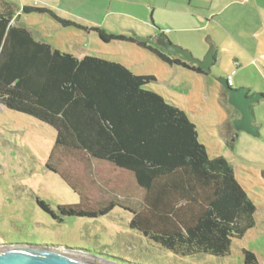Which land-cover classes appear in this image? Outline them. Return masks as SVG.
<instances>
[{
    "label": "trees",
    "instance_id": "trees-1",
    "mask_svg": "<svg viewBox=\"0 0 264 264\" xmlns=\"http://www.w3.org/2000/svg\"><path fill=\"white\" fill-rule=\"evenodd\" d=\"M21 13L44 14L64 27L93 31L103 42H130L166 64L206 72L148 38L87 27L46 6L21 9L0 0V104L56 130L47 167L81 197L59 205V214L38 200L42 209L63 221V216L97 218L120 206L132 212L131 228L176 255H229L234 240L257 222V204L229 159L212 156L187 112L148 86L154 75L99 54L79 57L56 48L22 23ZM73 157L129 172L143 200L131 206L114 196L93 204L80 181L59 169ZM243 253L246 264H259L254 252Z\"/></svg>",
    "mask_w": 264,
    "mask_h": 264
},
{
    "label": "rangeland",
    "instance_id": "rangeland-1",
    "mask_svg": "<svg viewBox=\"0 0 264 264\" xmlns=\"http://www.w3.org/2000/svg\"><path fill=\"white\" fill-rule=\"evenodd\" d=\"M21 22L32 25L61 50L115 57L133 70L153 74L156 80L148 86L187 112L212 156L221 154L229 159L257 204V222L243 238L234 240L227 256H179L131 228L133 214L120 206L97 218L63 216L64 220L59 221L43 210L38 200L59 214V205L79 203L81 197L47 167L56 130L0 104V245L80 250L114 264H246L245 248L264 264V99L252 105L260 135L237 130L234 120L240 112L224 97L220 81L231 77L235 83L232 88L247 86L254 92H264V6L256 8L255 25L212 24L207 31L175 36L178 41L173 43L200 59L212 44L216 46V62L206 74L166 64L130 42H103L96 33L87 36L75 28H64L49 16L22 14ZM59 169L80 181L93 204L114 196L131 206L143 200V191L132 175L110 163L73 157L64 159Z\"/></svg>",
    "mask_w": 264,
    "mask_h": 264
},
{
    "label": "crops",
    "instance_id": "crops-1",
    "mask_svg": "<svg viewBox=\"0 0 264 264\" xmlns=\"http://www.w3.org/2000/svg\"><path fill=\"white\" fill-rule=\"evenodd\" d=\"M21 9L26 6H46L61 15L87 27H101L108 32L148 38L154 42L166 35L171 42L176 35L186 32L207 31L211 25L256 24V8L264 0H9ZM21 13L19 19H22ZM43 18L44 14H40ZM263 17V16H262ZM53 20V19H51ZM24 23V22H22ZM57 23V22H56ZM59 24V23H57ZM62 26L61 24H59ZM37 37L46 38L30 26ZM64 27V26H62ZM75 28V27H64ZM227 31L231 29L225 27ZM80 30L78 28H75ZM89 36L93 31L80 30ZM212 31V30H211ZM213 33V32H212ZM50 42L49 40H47ZM51 43V42H50ZM52 44V43H51ZM53 45V44H52ZM54 46V45H53ZM56 47V46H54ZM57 48V47H56ZM70 51V50H69ZM71 52V51H70ZM73 53V52H72ZM83 55L74 53L79 57ZM96 54V53H93ZM102 55V54H99ZM104 56V55H102ZM106 57V56H104ZM107 58L126 62L115 57ZM130 68L132 66L128 65ZM133 70V68H132ZM138 74H150L133 70ZM153 75V74H152ZM228 80V78H225ZM235 83L232 81V85ZM250 88V87H249ZM225 89V88H224ZM250 88V94H254ZM264 94V92H261ZM264 99V98H262ZM259 102V101H258ZM253 108V106H252ZM254 111V110H253ZM240 117V114L238 115ZM258 125V124H257ZM259 126V125H258ZM260 130V126H259Z\"/></svg>",
    "mask_w": 264,
    "mask_h": 264
},
{
    "label": "water",
    "instance_id": "water-1",
    "mask_svg": "<svg viewBox=\"0 0 264 264\" xmlns=\"http://www.w3.org/2000/svg\"><path fill=\"white\" fill-rule=\"evenodd\" d=\"M168 52L183 56L186 60L199 65L206 73L211 71L216 61V46L211 45L205 56L200 59L193 55L192 51L182 45L175 44L164 37L156 41ZM228 93L229 103L234 106L241 116L234 120V127L255 136L260 135L259 126L254 123L255 114L252 105L262 98L264 94L256 92L250 94V88L240 86L232 88L228 86L227 79L221 78ZM0 264H114L111 261H104L103 258L86 255L84 251L65 249L60 247H40L33 245H0Z\"/></svg>",
    "mask_w": 264,
    "mask_h": 264
},
{
    "label": "built area",
    "instance_id": "built-area-1",
    "mask_svg": "<svg viewBox=\"0 0 264 264\" xmlns=\"http://www.w3.org/2000/svg\"><path fill=\"white\" fill-rule=\"evenodd\" d=\"M227 81H228L229 85H232V79H231V77H229Z\"/></svg>",
    "mask_w": 264,
    "mask_h": 264
},
{
    "label": "clouds",
    "instance_id": "clouds-1",
    "mask_svg": "<svg viewBox=\"0 0 264 264\" xmlns=\"http://www.w3.org/2000/svg\"><path fill=\"white\" fill-rule=\"evenodd\" d=\"M228 82V81H227Z\"/></svg>",
    "mask_w": 264,
    "mask_h": 264
}]
</instances>
